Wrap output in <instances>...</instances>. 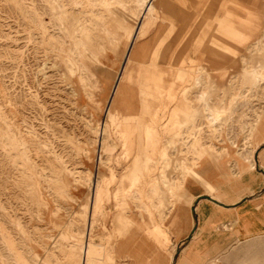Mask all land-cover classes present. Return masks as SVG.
<instances>
[{"label":"rangeland","instance_id":"374dc122","mask_svg":"<svg viewBox=\"0 0 264 264\" xmlns=\"http://www.w3.org/2000/svg\"><path fill=\"white\" fill-rule=\"evenodd\" d=\"M117 1L0 0V264H85L91 242L88 264H169L166 250L175 264L194 229L176 236L194 223L193 206L177 220L187 185H202L197 172L213 176L214 157L250 158L264 111L260 8L252 33L262 42L247 51L232 42L227 69L212 41L224 38L218 19L236 0H173L192 14L182 27L192 52L154 97L147 63L180 42V24L163 0ZM159 26L165 32L148 42ZM209 255L204 264H264V236Z\"/></svg>","mask_w":264,"mask_h":264},{"label":"crops","instance_id":"0c3cea01","mask_svg":"<svg viewBox=\"0 0 264 264\" xmlns=\"http://www.w3.org/2000/svg\"><path fill=\"white\" fill-rule=\"evenodd\" d=\"M163 1L165 4V11L163 12L174 18V21H172L173 26L180 24L178 34H180V42H182L184 40L182 27L192 14L177 8L173 0ZM157 4L158 12L162 13L161 1ZM234 4L236 5L234 11L227 10L223 18L218 19L217 28L225 35L224 38L219 41V44L216 40L212 41L211 53L218 55L216 63L221 65V67L225 66L227 69L234 64L236 65V61L223 54H228L229 50L233 49L232 42L237 43L243 51H247L252 47L254 40L256 43L262 42L263 37L262 31L255 35L252 33L254 23L252 12L259 7L264 17V0H236ZM246 4L250 5V8H246L247 6H244ZM168 7L171 8V11ZM159 20H161V16H159ZM173 26L170 29L171 33L175 32ZM165 30L166 27L162 29L160 26L154 29L151 28L147 34V36L151 35V39L148 42L151 43L158 34L162 35ZM188 32H192V27L188 28L186 35ZM176 38L177 40L171 41L166 45V49L161 52L159 61H156L158 60V53L154 61L147 63V66L151 67V70L147 69L149 71L147 76H145V82L148 85H144L145 89H150V95L148 96L154 95L156 97V89L173 87L170 84L171 80L174 82L179 72L184 70L180 63L185 61L182 58L186 54L189 56L188 53L192 52L189 49L191 45L186 42V39L185 42H182L183 44H180L178 36ZM193 52L195 54L201 53L196 47H193ZM211 53L209 54L212 55ZM176 66L178 70L176 73H172L173 67ZM131 84H133V81L123 87L128 93V89H131ZM143 92L144 89H142L141 93ZM122 98L124 99V106L122 107L125 108L131 101L125 96ZM144 102L158 103L157 100L153 101L151 99ZM254 138L256 143L252 148L253 150L249 152L251 153L250 158H238L237 161L230 165L226 162V158L229 157H214L216 164L213 165L215 168L212 173L213 176L210 179H205L197 172L196 177L202 179L199 180L202 185L189 183L183 191L178 203L179 216L177 220H181L184 216L186 217L189 208L193 206L194 223L193 227H189L188 224L178 227L176 236L180 238L182 235L180 231L185 232L192 230V228L194 229L190 241L175 264H204L210 253L215 252L218 255L238 243L264 236V111L254 133ZM166 217L168 216L165 214L164 220ZM168 229L167 226L163 227L171 242V235ZM154 245L158 247L156 244ZM166 252L170 255L169 264H171L173 253L167 250Z\"/></svg>","mask_w":264,"mask_h":264},{"label":"bare ground","instance_id":"6f19581e","mask_svg":"<svg viewBox=\"0 0 264 264\" xmlns=\"http://www.w3.org/2000/svg\"><path fill=\"white\" fill-rule=\"evenodd\" d=\"M116 1V3L115 4H117V3H119V1H117V0H115ZM105 3V2H104ZM121 3V2H120ZM109 4V3H108ZM107 5V4H106ZM114 6V5H113ZM145 13H146V11H147V14H150L151 12H152V9H153V6H154V4L150 1V2H147L145 5ZM107 7V6H106ZM111 9V8H110ZM142 16V18H140V19H143L144 17L146 18V16L142 13L141 14ZM144 15V16H143ZM148 17H150V16H148ZM147 20V19H146ZM140 24H141V22H139V26H140ZM258 24V27L256 28L257 30H259L260 29V24L259 23H257ZM142 28V27H141ZM144 29V28H143ZM76 30V29H75ZM77 31V30H76ZM75 31V32H76ZM110 33L109 34H111V30L109 31ZM142 32V31H141ZM141 32H139V33H141ZM74 33V32H73ZM139 33H138V30L136 31V32H133V34L131 35V39H130V41L132 42V44H134L135 42H137L138 41V39H139ZM144 34V33H143ZM73 36H74V34H73ZM76 36V35H75ZM75 36H74V38H75ZM83 45V44H82ZM128 65H130V60L129 59H126V61H125V64H124V66H125V68H123L124 69V73H123V75H121L120 76V78H119V80H118V82H119V86L115 89V93L117 92V94L119 93L118 91H120V85H121V83H122V81L124 80V78H127V76H128V74H129V72H128ZM256 81L257 82H261L262 80H263V78H262V76L260 75V74H258V75H256ZM257 85V84H256ZM118 96V95H117ZM117 99H119V98H117ZM112 109V108H111ZM120 109V102L118 101L116 104H115V106H113V110H115L116 112L118 111ZM102 134V133H101ZM94 246H95V244L94 243H89L88 244V246H87V253H86V263L85 264H88V262H89V258H90V254H91V248H94Z\"/></svg>","mask_w":264,"mask_h":264}]
</instances>
